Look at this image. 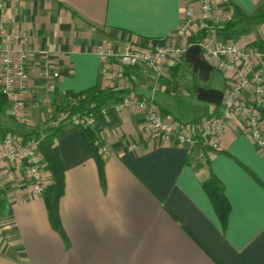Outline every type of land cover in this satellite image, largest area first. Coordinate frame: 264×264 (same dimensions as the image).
<instances>
[{"label":"crops","instance_id":"obj_1","mask_svg":"<svg viewBox=\"0 0 264 264\" xmlns=\"http://www.w3.org/2000/svg\"><path fill=\"white\" fill-rule=\"evenodd\" d=\"M2 1L4 12L29 33L30 110L57 108L68 91L114 87L123 92L106 103L108 115L97 127L98 140L110 144L102 156L104 182L78 126L67 123L55 138L65 173L59 201L64 234L53 227L44 195L20 200L17 180L25 177V167L11 168L0 189L5 206L0 211V264H264V148L237 125L223 136L221 151L202 165L182 147L145 139L144 112L116 109L133 90L140 98L153 97L164 115L181 122L215 113L216 104L200 100L195 106L200 84L177 81L182 68L192 69L185 57L162 78L143 67H125L133 89L101 73V45L122 49L148 38L164 43L181 23L182 0ZM231 3L246 18L234 28L235 35L219 36L262 52L264 69V0H215L214 24L237 15ZM45 68L51 77L43 76ZM225 85L223 76L221 88L203 87L223 90ZM177 99L191 107L176 108ZM39 116L44 139L51 124ZM47 170L51 183L48 163ZM209 173L225 187L230 204L225 223L204 187Z\"/></svg>","mask_w":264,"mask_h":264},{"label":"built area","instance_id":"obj_2","mask_svg":"<svg viewBox=\"0 0 264 264\" xmlns=\"http://www.w3.org/2000/svg\"><path fill=\"white\" fill-rule=\"evenodd\" d=\"M183 10L178 29L164 43L148 38L137 44L118 49L112 44L98 48L101 73L111 83L121 81L132 88L125 67H143L162 78L171 68L184 60L187 49L198 44L202 54L225 78L223 99L218 110L191 122H181L164 115L153 97L140 98L131 90L116 104L120 111L137 108L146 115L145 139L161 144H174L186 149L192 159L208 165L215 152L222 149V138L230 129L242 126V132L259 147L264 148V69L263 53L235 38H222L215 28V0H182ZM0 0V103L8 100L9 113L20 117L28 107L32 95L31 53L28 48L29 33L16 22L14 15L4 12ZM44 57H47L45 54ZM48 68L45 78L51 77ZM57 75V73H54ZM104 117L108 109H101ZM62 113L59 120L65 119ZM58 120V121H59ZM57 121V122H58ZM55 122V123H57ZM73 125L95 127L100 124L95 113L83 118L73 117ZM43 137L28 136L16 131H1L0 127V189L4 187L12 167H25V177L20 179V200L43 195L50 184L45 154L41 150ZM99 153L106 156L110 144L97 140Z\"/></svg>","mask_w":264,"mask_h":264},{"label":"trees","instance_id":"obj_3","mask_svg":"<svg viewBox=\"0 0 264 264\" xmlns=\"http://www.w3.org/2000/svg\"><path fill=\"white\" fill-rule=\"evenodd\" d=\"M231 5L236 11L237 15L224 24L215 25V28L219 32L235 35L236 30L234 28L246 18V15L240 6L235 3H231ZM121 92H123L121 89L119 90L114 87L105 89L93 87L81 92L68 91L60 98L57 103V108L60 109L61 113L66 115V118L59 120L57 123L51 124L46 129L47 136L42 139L41 150L45 154L48 163V169L52 175V181L47 186L43 195L47 204L50 221L53 227L62 234H64V230L59 216V201L65 190V173L62 160L55 146V138L64 131L65 125L70 123V120L75 116L83 118L86 114L94 112L96 120L100 121L102 119V107H104L111 99L118 100V93ZM7 103V98L2 97L0 105H6ZM78 127L93 156L97 160L100 177L104 182L105 164L101 154L99 153V145L96 143L98 140V126L91 127L79 125ZM7 130L10 129L1 126L2 132ZM24 135L26 137H40L41 132H29L25 133ZM204 187L211 197V200L221 220L223 223H225L230 210V204L226 198L225 187L223 183L213 173H209V176L204 181ZM3 200V197L0 196L1 212H3L5 209Z\"/></svg>","mask_w":264,"mask_h":264},{"label":"rangeland","instance_id":"obj_4","mask_svg":"<svg viewBox=\"0 0 264 264\" xmlns=\"http://www.w3.org/2000/svg\"><path fill=\"white\" fill-rule=\"evenodd\" d=\"M223 24V23H222ZM192 69H185L182 68L177 75V81L180 83L181 86L184 84L189 83V80L194 79L200 86H209V85H214L218 88H221L223 86V74H221L218 70L214 69L211 73V77L208 81H204L200 79L199 77H194L192 76ZM195 106L196 104H202L200 100L197 98H193ZM175 106L176 108L184 111L188 110L190 103L185 101L184 103L181 102V100L177 99L175 100ZM29 106V104H28ZM30 107H27V109L22 113V116L17 117L14 115H11L9 113V107L8 105H0V123L9 125L11 130H14L16 132H19L21 134L24 133H29V132H42L43 129L45 128L41 124V117L40 115H43V118L47 120L48 125L54 124L57 122L61 116L62 113L59 108L53 107H48L47 111L45 113H39V111H33L30 110ZM191 107V106H190ZM40 117V119H39Z\"/></svg>","mask_w":264,"mask_h":264},{"label":"water","instance_id":"obj_5","mask_svg":"<svg viewBox=\"0 0 264 264\" xmlns=\"http://www.w3.org/2000/svg\"><path fill=\"white\" fill-rule=\"evenodd\" d=\"M186 61L192 64V71L199 78L207 81L214 67L204 59L202 48L196 44L190 46L185 53ZM196 97L201 101L210 102L220 106L223 99V90L215 88L195 87Z\"/></svg>","mask_w":264,"mask_h":264}]
</instances>
